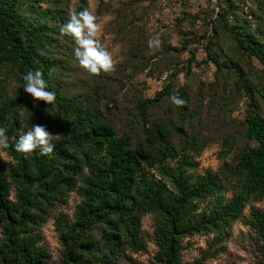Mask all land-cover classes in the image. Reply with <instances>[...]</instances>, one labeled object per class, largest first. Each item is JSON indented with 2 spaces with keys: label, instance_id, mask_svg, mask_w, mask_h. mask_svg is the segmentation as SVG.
Returning a JSON list of instances; mask_svg holds the SVG:
<instances>
[{
  "label": "trees",
  "instance_id": "1",
  "mask_svg": "<svg viewBox=\"0 0 264 264\" xmlns=\"http://www.w3.org/2000/svg\"><path fill=\"white\" fill-rule=\"evenodd\" d=\"M20 2L0 0V53L21 75L28 70H42L56 99L50 107L43 101L33 105L21 88L15 97L0 99V127L6 129L9 138V147L3 150L13 159V165L7 168L0 163V264H45L48 255L38 243L34 229L72 190L81 197L73 216H58L55 221L64 244L61 264H109L122 254L124 247L143 250L140 224L146 214H152L154 219L157 261L198 264V260L182 261L183 238L198 234L216 237L242 215L247 203L264 199V120L258 116L251 84L235 69L251 98L244 118L245 135L256 144L243 148L227 180L211 170L196 172L198 163L191 154L200 151L196 138L177 149L164 141L170 135L164 123H156L155 129H143L150 147L143 159L154 172L143 174V159L131 150L127 137L118 138L99 113L74 97L61 95L52 86L51 64L40 54L50 42L46 31L49 27L19 17ZM224 13L227 10L219 7L216 16ZM36 14L46 16L44 11ZM53 18L64 20L59 11ZM242 21L226 27L239 49L264 67V36L256 34L260 28L252 30L248 20ZM191 58L194 59L193 53ZM207 59L218 69L230 67L208 49ZM183 93L180 88L178 98L184 100ZM165 95H170L168 85L139 101L144 122L147 107ZM53 107L55 118L45 116ZM181 107L184 111L185 106ZM23 109L30 113L27 128L18 114ZM35 123L49 132L58 127L50 157L40 156L38 150L25 156L12 147L21 134L18 130L23 133ZM157 139L160 143L154 145ZM224 191L231 194L226 197ZM206 199L210 202L200 207ZM246 224L259 242L264 264V209L252 206ZM92 229L100 231L99 239L90 234Z\"/></svg>",
  "mask_w": 264,
  "mask_h": 264
},
{
  "label": "rangeland",
  "instance_id": "2",
  "mask_svg": "<svg viewBox=\"0 0 264 264\" xmlns=\"http://www.w3.org/2000/svg\"><path fill=\"white\" fill-rule=\"evenodd\" d=\"M219 7L227 13L217 17ZM84 9L96 16L101 26L93 39L111 53L113 68L110 72L88 73L75 56L74 38L61 33L65 25L62 21L68 23L71 13ZM38 11H44L46 16H37ZM55 11H59L64 20H55ZM17 14L33 24L49 27L46 31L50 42L40 54L51 64L52 86L61 95L74 97L99 113L118 138H128L131 150L140 158L143 159L150 148L143 129H155L156 123L166 125L170 135L164 141L177 149L192 137L196 138L200 151L191 153L198 163L196 172L211 170L225 180L231 176L243 148L256 144L245 135L244 118L251 98L245 93L235 69H239L253 87L256 110L264 120V67L239 49L226 26L233 27L245 19L252 30L260 28L256 34L263 38L264 0H21ZM156 37L160 40L159 47L149 48L148 41ZM207 49L230 67L218 69L207 59ZM1 54L0 99L15 97L21 88L33 104L29 94L19 87L22 75L9 66ZM166 85L170 95L147 107L144 122L139 114V101L152 97ZM180 88L184 89V111L169 99L178 96ZM22 112L23 127L27 128L26 118L30 113L24 109ZM45 116L55 118L54 107ZM57 128L50 132L53 136L58 133ZM17 133H22V129ZM158 142L157 139L154 145ZM0 154L4 168L13 165V159L3 149ZM142 162L143 174L154 173L144 159ZM230 194L224 191V196ZM80 199L75 190L70 191L34 229L38 243L48 255L45 264H61L64 244L55 221L58 216L70 219ZM209 202L206 199L200 207ZM252 206L264 209V199L247 203L242 215L216 237L198 234L183 238L182 261L262 264L259 242L246 224ZM1 225L0 219V238ZM153 231V216L146 214L140 224L145 248L132 251L124 247L122 254L109 264H161L155 258L158 246ZM99 232L92 229L90 234L99 239Z\"/></svg>",
  "mask_w": 264,
  "mask_h": 264
},
{
  "label": "clouds",
  "instance_id": "3",
  "mask_svg": "<svg viewBox=\"0 0 264 264\" xmlns=\"http://www.w3.org/2000/svg\"><path fill=\"white\" fill-rule=\"evenodd\" d=\"M88 9L70 14L68 23L61 29L62 34L70 35L74 38L77 47L74 49L75 56L82 68L90 74L99 72H110L113 68L111 53L100 46L98 40L93 39L100 30V24ZM160 40L158 37L148 41L149 48L159 47ZM50 75V73H49ZM22 87L26 94H29L33 105L39 101L45 102L46 105L53 103L56 99V93L50 90V86L45 79L44 73L40 69L28 70L21 77ZM172 104L176 106L184 105L186 102L178 96L169 97ZM23 116V112L18 113ZM56 139L45 126L33 124L31 128L19 134L12 145L14 151L25 156L31 155L34 150H38L40 156L50 157L53 153ZM6 129L0 127V149L9 147ZM2 155V154H0Z\"/></svg>",
  "mask_w": 264,
  "mask_h": 264
}]
</instances>
